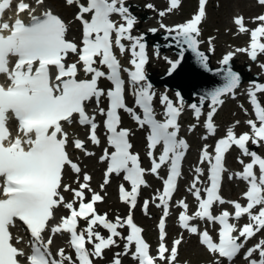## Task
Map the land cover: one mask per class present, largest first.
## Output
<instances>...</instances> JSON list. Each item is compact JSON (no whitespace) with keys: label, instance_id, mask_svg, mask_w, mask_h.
I'll return each mask as SVG.
<instances>
[{"label":"snow or ice","instance_id":"1","mask_svg":"<svg viewBox=\"0 0 264 264\" xmlns=\"http://www.w3.org/2000/svg\"><path fill=\"white\" fill-rule=\"evenodd\" d=\"M257 2L264 6V0ZM36 3L42 6L45 0H36ZM64 3L78 6L75 19L81 25L79 43L66 38L69 24L51 8L37 14L36 8L20 0L16 6L17 18L7 22L2 17L5 10L11 7V0L0 2V74L7 78L6 84H0V264H21L19 258L25 257V253L12 243L10 228L15 227L17 221L26 226L32 238L31 253L25 257L27 264H94L93 258L102 259L105 250L119 247L118 240L124 241L123 251L115 253L112 264H122L121 256L129 254L137 264H156L158 260L173 264L182 238L173 241L170 256H166L169 252L165 244L166 219L181 175V162L189 148L186 140L178 138V118L183 100L180 99L178 107L167 95L161 96L164 118L157 119L153 106L155 92L145 73L149 58L144 37L132 35L137 19L125 0H86L85 3H81V0H64ZM206 3L207 0H199L198 12L182 24L173 27L160 24V28L167 33L175 34L172 39L177 44L182 43L192 49L205 67L207 57L198 51L200 41L197 37L200 36L199 25L206 15ZM179 6L180 0H169V6L165 11H160L159 16L164 17ZM146 7L152 9L154 6L148 4ZM22 13L28 14L27 23L18 18ZM114 16H118L122 22L114 20ZM255 20L260 23L249 30L243 16L234 19L240 33L250 32L248 47L237 51L246 52L253 61L259 54H264V15H258ZM150 31L155 33L157 29ZM123 41L131 42L130 49ZM115 49L121 55L130 51L131 68L122 67ZM70 55L74 59L70 60ZM233 55H225L222 63L228 65ZM169 63L175 70L178 61ZM99 66L106 68L107 72ZM81 71L84 78L79 77ZM122 72L128 75L139 113L126 103V82ZM102 78L109 81L111 87H100ZM224 81L222 87L207 94L211 110L207 113L204 126L208 135L216 133L213 117L217 106L224 103L221 97L230 93L234 95L240 76L228 68ZM258 93H264V84L254 83L248 92L255 114L254 120L247 121L250 132L237 136L233 128H229L226 136L216 142L214 156L209 153L208 145L203 147L199 162L209 165V186L203 190L202 196L197 184L204 172L196 168L197 175L189 189L198 202L196 212L189 215L187 203H179L183 209L178 216L180 227L198 235L200 244L210 253L218 254L229 262L238 256L248 240L264 230V157L250 151L247 146L249 141L257 146L264 143V102L258 99ZM104 99L107 106L101 107ZM203 101L204 98H201V104ZM90 102H94L99 114L105 117L104 127L111 149L105 148L99 158L102 163L106 162L100 187L103 190L113 174H123V180L131 186L130 190L124 184L119 187L120 200L130 209L123 218L117 216L113 220L107 213L97 211L96 205L103 202V197L90 187L92 177L89 174L83 173L81 182V166L70 157L68 151L71 145L87 156L94 155L87 151L85 141L70 136L68 127L76 123L88 128L87 139L92 144L101 143L97 135L99 125L96 113L88 111ZM191 108L198 120L202 114L201 107L192 104ZM121 111L129 113L138 127L147 132L145 139L151 159L150 170L143 168L139 154L131 151L130 130L121 127ZM13 120L16 122L15 134L9 128ZM203 138L207 139L208 136ZM158 146H162V151L156 156ZM233 146L243 156L250 157L248 163L239 160L243 171L236 174L248 185L244 193L246 206L237 201H225L219 194L222 173L225 171V154ZM164 165H168L166 179L159 176V170ZM68 171L75 174L72 183L77 187L66 182ZM148 171L163 179L162 191L153 197L154 201H158L156 207L163 209L158 224L159 245L155 256L151 254L150 245L142 236L143 229L134 222L131 211L137 205L141 187L148 186L145 180ZM65 193H69L70 197L66 198ZM86 193H91L90 199ZM217 203H230L234 212L224 210L214 215L213 206ZM148 205L149 201H144L145 214L148 213ZM258 206V212L254 213L253 209ZM60 208L67 210L68 214L57 220L55 212ZM245 215L250 223L242 227L238 228L230 222L239 221ZM195 219L219 225L218 242L213 240L207 229L200 231L198 226L193 225L191 221ZM81 220L86 222L84 227L80 226ZM101 228L106 230V236L99 230ZM124 228L128 229L127 235L120 231ZM46 232H50L47 239ZM57 234H67L75 258L66 255L63 248L55 255L52 253V237ZM257 252L259 259H252ZM244 259L248 264H264V240L248 248Z\"/></svg>","mask_w":264,"mask_h":264},{"label":"rangeland","instance_id":"2","mask_svg":"<svg viewBox=\"0 0 264 264\" xmlns=\"http://www.w3.org/2000/svg\"><path fill=\"white\" fill-rule=\"evenodd\" d=\"M130 2L140 7V9H135L137 13L147 15L146 20H142L141 17L138 16L136 28L132 30V35L143 34L141 32V29L147 30L150 26L149 22L153 20L155 22H152V25H155L158 30L161 29L160 31H165V29L160 28L161 23L167 25L168 27L182 24L190 20L191 14H193L196 9V0H180V6L177 9H174L170 13H166L164 17H160L159 12L165 11L167 9V7L169 6V0H130ZM148 4H152L154 7L152 9H149L146 7V5ZM262 12L263 9L256 6V0H212V3L209 7V15L206 22L201 28V36L199 39L201 42L200 47L207 52H212V65L219 67V64L222 62L225 55L231 52L237 53V66H245V64L247 63L250 74L259 77L260 82L264 83V67H262V65H264V54H259L257 56V59L253 61L246 52H238L237 49L239 48H247L250 41L248 34H239L234 25V18L236 16L242 15L248 20V26L250 29H252L256 26L253 25L256 21L255 18ZM148 31L149 30H147V32ZM150 41L152 40L150 39ZM209 41H211V43H209ZM164 43L166 44L167 41H164ZM149 49L152 58L150 68H152L153 70L155 69L156 71H159L161 73H165L171 66V64L169 63L170 59L166 58L167 55L171 54L167 53H172L173 50L168 49L166 55L163 56L162 53L158 52L151 45L149 46ZM175 55L176 53L172 55L173 60L176 59ZM244 70H246V68ZM250 85L254 84H242L236 92L239 93L240 91H242V87L246 88ZM155 88V90H157L161 95L176 96L175 92L172 89L166 88L165 92H163L161 85H157ZM228 97H226L225 100H227ZM197 100L200 99L198 98ZM189 105L190 104L187 103L183 107L186 116L190 114V111L187 109L189 108ZM210 110V108H207L204 111L203 120L207 117V113ZM246 114L250 115V108L247 104V101L245 98H239L235 101L228 99L222 107L217 108V112L214 116L216 118V125L224 126L222 133L227 132L229 128H239L240 130H243L245 132H250V129L241 126ZM198 126L199 129H202L200 123H198ZM137 132H139L143 136V133L138 130ZM199 134H201V132H199ZM196 139L198 140L197 136ZM142 141L144 140L142 139ZM261 151L264 153L263 147ZM92 161H95V159L93 158ZM101 176L102 175L100 173L99 180L101 179ZM109 190L111 191V189ZM115 195L116 192L114 189V204L121 209L118 211L126 213L127 207L119 205ZM142 219H144L145 222H147L149 225H146L144 222H141L139 220L138 221L143 226H145L147 235L152 239L156 231V217L154 215H149L148 217H144ZM179 254L180 260L192 262L195 264L202 263L203 261H212L214 259L212 256L206 255L199 241L192 237H190L188 241H184L182 243V245L180 246Z\"/></svg>","mask_w":264,"mask_h":264},{"label":"water","instance_id":"3","mask_svg":"<svg viewBox=\"0 0 264 264\" xmlns=\"http://www.w3.org/2000/svg\"><path fill=\"white\" fill-rule=\"evenodd\" d=\"M172 36L174 35H158L157 33H150L144 36L145 45L150 44L149 39L152 38L154 39L153 46L155 48L163 52L172 49L178 56L175 70L170 68L162 78L151 76V81L154 85H164L168 89H173L176 93H179L180 98L191 105L196 104L197 106L205 107L206 101L209 99L207 94L224 85V74L228 68H231L233 72L240 76V83L237 88L246 81L255 82L258 80V77L251 79L252 75L249 72L245 73L244 70L238 72L241 67H238L235 61H230L228 65L215 67L212 65V53L200 49L199 43L198 51L203 52L207 57V67H205L192 49L182 43L177 44L176 40L172 39ZM162 40H167L169 44L166 46L162 45ZM170 72L171 74H169ZM201 98H204L203 104H201Z\"/></svg>","mask_w":264,"mask_h":264},{"label":"bare ground","instance_id":"4","mask_svg":"<svg viewBox=\"0 0 264 264\" xmlns=\"http://www.w3.org/2000/svg\"><path fill=\"white\" fill-rule=\"evenodd\" d=\"M45 7L51 8L54 13L60 15L69 24V31H68V34H67L68 36L73 37L74 35L79 34L80 29L76 26V19H75L76 8H75L74 5L68 6V5H66L64 3V0H46L45 1ZM152 22H155V21L153 20V21L149 22L150 26L148 27L147 30H150V29H153V28L157 29L155 27V25L151 24ZM141 30H142L141 31L142 33L147 32L146 29H141ZM160 30L161 29H159V30L157 29V31L160 34L162 32L166 33V31H160ZM153 43H154V41L152 40L150 42L151 46L154 49H156L158 52H161V50H158L157 48H155L153 46ZM166 52H168V51L166 50ZM166 52L163 54V56L166 55ZM167 54H171V55H167L166 58L170 59V61L173 62L174 60L172 58V55L174 54V52H173V54L172 53H167ZM120 58L125 64H129L130 60H129V57L127 56V53H125L123 55L120 54ZM176 58L178 60V56H176ZM232 59H234L236 61V60H238V57L234 54ZM242 68H243V70L246 68V70H244L245 73H247V72L250 73L248 65L242 66ZM146 72L147 73H152L154 76L159 77V78H162V76L164 75L163 73L158 72L155 69L153 70L150 67H149V69ZM161 88L163 89L162 91L165 92L167 87L162 85ZM175 94H176V92H175ZM91 112H93V111H91ZM68 131H69V134L72 135L74 138H79V139L85 141V147H86L87 151L94 153L93 156H88V158H86V157L83 156V152H81L78 149L74 150V155L76 156L77 159L82 161L85 170L86 171L90 170V171H92L94 173V176H97V173L101 172V166L96 162V156L95 155H96V153L98 151H100L103 148L102 140H100L101 143L99 145L92 144L91 142H89L88 140H85V138H84L85 134H86L85 133L86 131L83 128H76L74 125L68 127ZM134 136L136 138L133 141L134 145H135V149L137 151L141 152V153H144V149L142 147L141 138L138 136V134L136 132H135ZM193 139L196 142V136H194ZM93 158L95 159V161H92ZM74 179H75V176H71V175L67 174L66 182L72 183V181ZM81 182H82V179H81ZM72 186L73 187H77V185L75 183H72ZM65 196H66V198H68V197H70V194L69 193H65ZM114 200H115V197L113 196V193L111 191H109V193L107 192V195L105 197L104 203L99 205V210L102 211V212L110 213V214L114 215L115 214L114 211H115V207H116V205L114 204ZM64 212H66V210L63 209V208H60V209L56 210L55 215L57 214V217H58L61 213H64ZM138 220L141 221V222H144L146 225H149L147 222H145L144 219H142V217L138 218ZM124 231L125 230H123V229L121 230V232L125 235ZM60 238H61V236H60ZM19 244H21L22 249L25 250L24 242L21 239L19 240ZM123 245H124V241H123ZM121 251H123V247L120 249V252ZM66 255L72 256V254L68 253V252H66ZM126 258H128V255H126L125 259ZM110 261L111 260H107L106 259L105 255L103 256L102 259L97 258V264H112Z\"/></svg>","mask_w":264,"mask_h":264}]
</instances>
